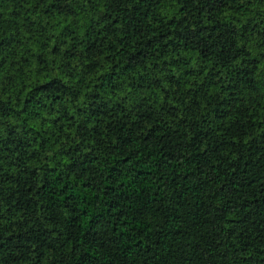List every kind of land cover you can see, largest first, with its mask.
<instances>
[{
	"label": "trees",
	"instance_id": "16d2710c",
	"mask_svg": "<svg viewBox=\"0 0 264 264\" xmlns=\"http://www.w3.org/2000/svg\"><path fill=\"white\" fill-rule=\"evenodd\" d=\"M0 264H264V0H0Z\"/></svg>",
	"mask_w": 264,
	"mask_h": 264
}]
</instances>
